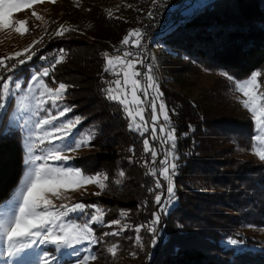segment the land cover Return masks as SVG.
<instances>
[{"label": "trees", "instance_id": "trees-1", "mask_svg": "<svg viewBox=\"0 0 264 264\" xmlns=\"http://www.w3.org/2000/svg\"><path fill=\"white\" fill-rule=\"evenodd\" d=\"M160 1H167L166 11L178 16L157 40L179 48L178 53L190 62L211 73L225 71L237 81L264 65V0H207L214 6L201 8L191 17L183 13L195 0ZM115 2L87 1L84 15L64 8L63 25L76 31L50 35L38 53L61 48L67 53L45 80L70 86L64 100L73 106L71 112L86 118L82 127L93 132L95 168L105 170L108 177L98 195V203L110 211L105 222L117 217V209L129 208L131 222L139 225L151 220L159 207L147 190L154 186L144 166L151 156L143 153L140 135L128 129L122 106L101 93L107 87L102 75L105 80L111 78L103 73L102 53H117L118 44L153 0H123L120 9L107 11L106 6ZM36 57L27 63L36 64ZM218 81L208 96L193 101L161 86L168 108L175 109L170 118L178 137L176 200L161 213L157 225L161 239L155 247L150 246L151 234L142 230L147 239L143 242L145 256L138 264H232L236 247L227 244V239L243 240L240 230L251 236L247 228L264 226V162L237 155L238 148L251 151L255 122L244 112L233 118L223 110L220 92L229 88L223 84L229 81L222 77ZM207 101L215 105H205ZM21 135L19 129L4 130L0 125V203L17 188L24 173ZM133 146L135 152L129 151ZM120 171L125 173L122 178ZM117 179L122 182L117 184ZM162 183L164 188L156 191L164 192L165 199L166 182ZM251 237L243 240L244 254L236 258V264H264V244Z\"/></svg>", "mask_w": 264, "mask_h": 264}, {"label": "snow or ice", "instance_id": "snow-or-ice-1", "mask_svg": "<svg viewBox=\"0 0 264 264\" xmlns=\"http://www.w3.org/2000/svg\"><path fill=\"white\" fill-rule=\"evenodd\" d=\"M50 2L55 3L56 0H50ZM35 3L37 0H0V28L15 27L19 33L30 31L26 27L27 21L16 20L13 14L25 8L31 9ZM156 3L157 0H153V4ZM213 6L207 0H197L196 4L188 5L183 15L191 17L201 8ZM108 15L111 17L112 13L109 12ZM32 16L37 20L42 19L34 10ZM72 31L76 29L61 24L51 35L63 36ZM142 36L143 33L139 29L129 30L121 40V48H118L117 52L124 47H142ZM39 42L33 41V44ZM131 47L128 51H124L123 55L110 56L108 52L102 53L105 61L103 73L114 75L116 79L105 80L102 75V82L107 87H102L101 93L108 101L117 102L122 106L125 119L128 120V129L140 135L143 141V153L151 156L150 161L144 160V166L147 168L146 175L154 178V186L147 190L154 194V203L159 207L152 212L151 220L139 225L123 223L121 218L128 217V211L124 210L120 211V218L106 223L105 210L96 203L77 202L61 204L59 207H54L52 204L51 197L67 199L65 195L67 190L75 191L88 184H94L103 191L106 188L105 182L108 180L107 175L103 173L83 174L78 167L67 166L64 163L71 157L62 153L65 151L74 153L88 146L89 140L94 139L90 130L89 136L84 138L77 129V126L86 118L80 116L67 118L66 114L73 110V106L58 103L63 101V96L70 86L64 82H59L58 86H55L54 80L51 82L45 80V77H51L56 66L63 62L67 55L66 51L61 48L56 54L40 56L39 59L45 61L48 66L36 68L23 83L19 73L26 69H21L20 66L31 61L37 49L29 45L24 49V52L28 53L26 59L15 63L0 59V86H2L0 107L5 105L13 93L24 91L23 84L26 83L27 95L35 101V109H31L32 114L35 115L36 111H39L41 117L32 122L31 127L28 122L23 125L28 132L27 155L24 159L26 170L12 200L8 202L0 215V256L8 257L9 264H22L31 255L28 250L44 244L53 245L54 252L43 250L35 256V264H61L54 253L69 248L71 249V252L67 253L69 256L75 254L79 264H87L90 259H98V256L90 248H85L83 252L87 254H83L76 245H81L85 241L90 245H96L103 237H119L129 229L136 233L133 244L140 250L144 248L143 237L140 235L142 230L151 234V247H155L160 241L157 225L160 223L161 213L166 212L168 206L176 200L174 177L178 169V164L175 163L178 159L176 155L178 137L176 127L170 118V112L175 113V109L168 108L162 99L163 93L160 92L159 85L152 75L151 67H145L144 61L138 55L134 56ZM15 55L20 56L21 53L17 52ZM8 59L10 60L11 57ZM137 65L141 67L138 68ZM219 75L225 76L234 85L233 91H239L246 97L241 100V103L251 114L258 133L254 135V140L259 143L253 144L252 150L261 161H264V92L258 90V77L261 74L254 71L250 78L243 81L235 80L225 71H220ZM50 83L53 86H50ZM149 109L150 112H148ZM60 117L65 119L61 120ZM191 128L192 126L189 125L190 130ZM73 129L77 130L73 131ZM149 132L150 136H146L145 134ZM57 135L60 139L53 140ZM184 135L187 136V133ZM45 141L50 142L45 143ZM156 142H159L160 148L156 147ZM129 151L135 152V147H130ZM158 156H162L159 162H157ZM49 160L61 163L50 164ZM118 175L122 178L125 173L120 171ZM162 181L166 182L165 199H162L164 192L156 191L164 188ZM115 182L120 184L122 180L117 179ZM93 194L98 196L100 192ZM144 203L146 205L147 201ZM72 213L88 218L81 223H75L71 219L66 222L65 218H69ZM93 224L102 227L117 226V228L111 232L106 231L102 237L97 238L92 228ZM226 243L236 246L232 262L236 264V258L244 254V249L240 247L244 241L229 237ZM119 247L118 243H112L106 251L115 257ZM129 255L135 258L137 253L132 251ZM63 264H73V262L64 261Z\"/></svg>", "mask_w": 264, "mask_h": 264}, {"label": "rangeland", "instance_id": "rangeland-1", "mask_svg": "<svg viewBox=\"0 0 264 264\" xmlns=\"http://www.w3.org/2000/svg\"><path fill=\"white\" fill-rule=\"evenodd\" d=\"M87 1L90 0H56L55 3L50 2V0H42V2L41 0H37V3H35L31 9L25 8L21 11L15 12L13 14V18L16 20H26L27 21L26 27L30 29V31L19 33L16 31L15 27L0 28V59H4L8 63H15L21 59H26L28 53H25L24 49L28 48L29 45H32L34 49H37L35 56H37L36 58L39 59V57L44 54V51L38 53L39 52L38 49L42 50V48L44 47V45H42L43 41L49 39L51 33H54L55 29H58L60 25L63 24L64 21L66 20L65 15H63L64 8L69 11L70 10L73 11V13L77 11L79 15H84ZM122 1L123 0H118V2L107 5L106 6L107 11H115L120 9ZM162 2L166 10L168 8L167 1L165 2L162 1ZM196 3L197 0L191 2L190 4L194 5ZM33 10L42 17L41 20H37L35 17L32 16ZM16 27H19V25H16ZM133 29H139V28H137L136 26ZM161 32L156 33L152 38L153 44L151 45L150 48L151 55H149L150 56L149 60L147 61V65L145 66V67H149V66L151 67L152 75L155 77L156 83L159 85L160 92L163 93L161 86L163 87L165 86L164 88H167L169 92L180 94L183 97H186L190 101H193V99L202 100L204 99V97L209 95L208 91L211 88H214V85H217L219 83L218 79L222 77L223 79L227 80L225 76L219 75L220 72L211 73L208 72L207 69H204L203 67L195 64L193 61L190 62L188 60L189 59L188 57L178 53L179 48H172V46L167 45L164 41H158L157 38L161 34ZM33 41H40V42L33 44ZM129 47H124L121 49L120 52L109 53V55L110 56H115L118 54L123 55V52L128 51ZM117 48H121V44H118ZM131 51L133 52L134 56L138 55L141 58L138 48L131 47ZM17 52L21 53V55L16 56L15 54ZM51 52L56 54L57 50L56 51L52 50ZM9 57H11L10 60L8 59ZM22 66L24 68L22 67L21 69H26L19 73L21 82L23 83L28 79L31 72L35 71L36 68H42L48 65L46 64L45 61H41L39 59L37 60L36 64L34 62H30ZM255 72H259L261 74L260 77H258V90L260 92H264V65L261 67V69L255 70ZM251 74H249L248 77H246V79L250 78ZM109 75L107 76L108 78ZM113 79H116V77L114 75H111L110 80ZM243 80L244 79L238 81H243ZM223 84H225L224 86L229 87L226 88L224 91L222 90V92H220L224 98L223 100L225 106L223 107V110L228 112V114L229 113L232 114L233 118H235V116L237 117L241 116L240 115L241 112L242 113L244 112L246 115L251 116V114L247 111V109L243 107L241 103V100L245 99L246 97H244L243 94L240 93L239 91H233L232 89L234 86L231 87L230 82H228V84L226 82ZM23 86H24V91L22 92L17 91L13 93V95L6 101L5 105L3 107H0V125L4 130L7 128L8 129L16 128L21 131L22 133L21 144H23L22 158H23V166H24L23 172H24L26 170L24 165V159L26 158L27 155L26 137L28 135V132L27 129L23 127V125L25 124V122H28L29 127H31L32 122H34L35 120L41 117L39 111H36L35 115L32 114L31 109H35V101H32L30 97L27 95L28 92L27 84L24 83ZM51 86L53 85L51 84ZM55 86H58L57 82ZM0 91H2V86H0ZM65 94L63 96V101H58V103H65L69 105L68 101L64 100ZM162 99L166 101L164 99V96L162 97ZM207 104H209V106L215 105L213 103H210L209 101L205 103V105ZM176 105H179V100H178V104ZM238 105L240 106V109L237 108L239 107ZM148 112H150V109L148 110ZM75 116H79V115L71 111L66 114L67 118H74ZM217 116L218 114L215 115V117ZM59 119L63 120L65 118L60 117ZM83 125L84 123L82 121V123L77 126V129L80 131V135L82 137L87 138L89 136V130L84 129V127H82ZM77 129H73V131H76ZM91 134H93L92 131ZM146 134L150 136V132ZM254 134L255 135L258 134L256 125L254 126ZM58 139H60L58 135L53 138V140H58ZM48 142L50 141H45V143ZM91 142L92 141L90 139L88 146L82 147L77 151H75L74 153L67 151L62 153V155H67L71 157L69 161H66L64 163L67 166L78 167L83 174L94 175V174L103 173L105 175L106 174L105 170L99 167L95 168V161H96L94 156L95 145H92ZM156 143H157L156 147L160 148L161 145L159 144V142ZM258 143H259L258 141L254 140V144L258 145ZM37 144L39 145V141H37ZM40 146L42 147L43 145ZM237 155H239L244 160L247 159L251 160L252 158H254L258 161H261L254 154L252 149L249 152L238 148ZM160 159H162V156L157 157V162H159ZM48 162L50 164L61 163L59 161H52V160H49ZM83 167L90 170L86 172V170H84ZM22 177L20 178L18 185L20 184ZM15 190L16 188L13 190L10 196L5 200V202L0 203V215H2L3 209L8 204V202L12 200L15 194ZM101 191L102 190L94 184L85 185L83 188H79L78 190L75 191L69 189L65 193L67 199H56L55 197H51L52 204L54 207H59L61 204H71L77 202H82L84 204L96 203V202L98 203L99 197L97 195H94L93 193L96 192L101 193ZM98 205L105 210V215L107 214V212L108 213L110 212L109 210H106L105 206H102L101 203H98ZM121 210L128 211V217L121 218L123 223H130L133 225H137L136 223H134V220H132V222L130 220L131 219L130 213L132 212V210H130L129 208L127 210L117 209L118 215L117 217H114V219L120 218L119 213ZM87 218H88L87 216H82L76 213H72L69 215V218H65V219L66 222L68 219H71V221L75 223H81L83 220ZM92 228L94 230L96 237L100 238L102 237L104 232L106 231L111 232L115 230L117 226L102 227L98 224H93ZM246 231H248V233H250V235L253 237L247 236V232L245 233V231L240 230L239 232L242 233L241 236L243 240L251 237L252 240L255 241V243L257 242L260 245L264 244V226L263 227L255 226L254 228L250 227L247 228ZM135 235L136 233L133 230L129 229L126 230L119 237H114V236L103 237L101 242L96 245H90L87 241H85L81 245H76V247L80 248L83 254H87L86 252H83L85 248H90L98 256V259L95 260L90 259L87 262V264H138L141 261V259H143V256H145V251L144 249L140 250L134 247L133 239ZM140 235L143 237V242H145L146 240H144V238L147 239V237L145 236V234H143V231H141ZM112 243H118L120 245L115 257H112L106 251L107 247L111 246ZM242 246L243 245H241L240 247ZM252 246L254 247L256 246V244ZM43 250H49L54 252V246L50 244H44L34 247V249L28 250L31 253V255L27 258L25 262H22V264H35V256L41 253ZM132 251H135L137 253L135 258L129 255V253ZM69 252H71L70 248L62 249L60 252H55L54 254L56 256V259L61 261V264H63L64 261H72L73 264H79V261H77L75 254L69 256L67 254ZM0 264H9L8 257L0 256Z\"/></svg>", "mask_w": 264, "mask_h": 264}, {"label": "built area", "instance_id": "built-area-1", "mask_svg": "<svg viewBox=\"0 0 264 264\" xmlns=\"http://www.w3.org/2000/svg\"><path fill=\"white\" fill-rule=\"evenodd\" d=\"M152 13V15H149ZM177 13H171L165 10L164 4L162 1L157 2L155 5L152 4L150 7L146 9L143 13H141L136 19V26H138L139 30L143 33L141 39L140 49L138 48L139 54L144 61V65H147V61L149 60L150 48L152 43V38L156 33L161 32V30H166L170 28L172 23L176 19ZM49 54H54L53 52H45L43 56H48ZM140 68V65H137Z\"/></svg>", "mask_w": 264, "mask_h": 264}]
</instances>
